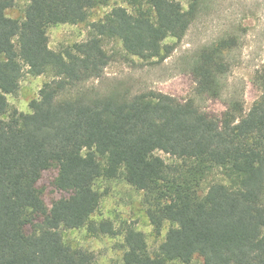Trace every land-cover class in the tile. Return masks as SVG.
<instances>
[{
	"label": "trees",
	"instance_id": "trees-1",
	"mask_svg": "<svg viewBox=\"0 0 264 264\" xmlns=\"http://www.w3.org/2000/svg\"><path fill=\"white\" fill-rule=\"evenodd\" d=\"M16 0H0V264H92L91 253L65 244L61 229L114 235L110 221H93L99 179H122L144 194L155 234L170 224L154 252L144 235L124 233V264H264V69L261 94L246 111L231 99L217 117L190 98L159 93L93 95L82 85L111 61L108 41L143 61L164 60L206 0H119L89 25L87 39L60 51L48 47L47 28L85 23L110 0H26L23 20L6 16ZM233 36L197 50L189 64L194 97L219 99L231 68ZM24 73L49 75L29 104L8 121L7 95ZM161 151L173 161L155 155ZM55 168L52 185L67 196L47 208L37 183ZM219 171L228 183L203 180ZM29 228L30 232L26 229Z\"/></svg>",
	"mask_w": 264,
	"mask_h": 264
},
{
	"label": "rangeland",
	"instance_id": "rangeland-1",
	"mask_svg": "<svg viewBox=\"0 0 264 264\" xmlns=\"http://www.w3.org/2000/svg\"><path fill=\"white\" fill-rule=\"evenodd\" d=\"M175 1L183 9L187 8V0ZM26 5V0H16L5 14L11 19L22 21ZM113 7L128 9L121 1L110 0L105 6L91 9L85 23L48 27V47L60 51L85 41L89 25L102 19ZM229 36L236 38L238 44L227 57L231 68L222 81L220 98H195L194 82L189 72L194 53L204 45ZM164 42L173 45L174 50L166 59L158 61H143L126 54L119 42H106L105 50L111 56L110 63L100 78L89 80L82 85V89L98 96L122 95L131 98L153 91L169 95L179 102L192 98L201 110L217 117L223 113L231 99L239 98L247 111L260 96L261 91L253 78L257 70L264 69V0H206L185 35L179 40L168 38ZM50 79L49 75L32 77L24 73L17 92L6 96L8 111L3 117L4 121H8L14 111L30 113V102L38 98L39 89ZM155 155L167 164L173 161L161 151H156ZM56 173L54 167L44 171L37 183L47 208L55 200L67 196L52 185ZM215 181L228 183L224 175L215 171L203 180L201 189L204 191ZM94 188L101 197L99 208L91 219L96 222L110 221L115 234L92 236L85 228L61 229L65 244L72 249L91 253L92 264H124V233L134 229L144 235L148 250L154 252L163 241L170 224L166 223L161 233L155 234L145 212L143 192L120 178L99 179ZM26 231L30 232V229ZM192 264H201V260L195 258Z\"/></svg>",
	"mask_w": 264,
	"mask_h": 264
}]
</instances>
